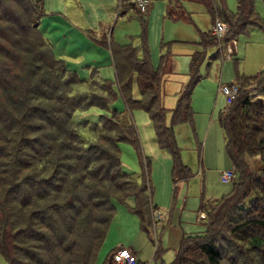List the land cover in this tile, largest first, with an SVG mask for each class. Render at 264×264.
I'll return each mask as SVG.
<instances>
[{
    "label": "trees",
    "instance_id": "trees-1",
    "mask_svg": "<svg viewBox=\"0 0 264 264\" xmlns=\"http://www.w3.org/2000/svg\"><path fill=\"white\" fill-rule=\"evenodd\" d=\"M200 1L212 13V23L220 17L227 24L222 35L224 40L229 41L249 26H263L255 11L254 0H236L233 11L227 9L225 0H219L220 8L214 0ZM40 11L41 0H0V184H8L5 197H0V253L8 264H89L93 259L91 249L99 244L103 234V230L98 232L97 228L105 226L106 217L111 212V195H133L143 216V207L149 205L144 184L137 185L129 173L122 170L118 154V142H131L137 147L139 141L133 121L120 118L116 111L100 112L95 119L88 116L74 118L73 113L83 100L88 108L100 110L108 107L109 100L103 103L105 96L98 93L99 85L96 91L84 92L88 87L79 88L72 84L73 79L64 78L63 63L54 57L39 31ZM143 27L141 57L137 55L132 40L125 43L109 41L114 74L128 110L142 108L152 120L157 143L171 155L174 182L180 175L190 176V168L180 158L173 125L182 119L192 120L190 96L199 77L198 62L192 55L191 75L178 91L176 103L169 109L171 125H166L167 109L162 104L164 73L161 71L168 59L161 54L157 67L150 64L145 25ZM210 33V29L200 32V43L204 47L215 44ZM125 53L133 60L137 97L131 92L133 76L123 83L119 80L123 65L115 58L121 59ZM232 81L238 84V92L220 111L218 123L224 133L226 154L237 168L239 178L232 182L228 193L200 204L199 212H205L201 217L204 230L182 236L174 259L166 264L191 261L193 264H264V67L249 75L237 72ZM77 88L84 92V98H81L83 93L72 91ZM253 92L255 98L251 97ZM62 101L75 109L65 111ZM103 122L110 126L104 127ZM82 125L85 130L94 132L93 140L82 136L79 129ZM115 126H122V132L112 136L110 133ZM44 135L50 139L63 137V141L82 158L81 167L71 168L52 161L47 155ZM7 154L19 162H12ZM256 156L261 163L258 174L248 168L249 158ZM77 171L84 172V192L74 187L69 203L78 207L84 194V209L89 214L85 212L83 216L76 209L72 212L78 215L77 220L65 217L60 223H54L62 233L60 241L66 242L67 239L69 243L55 250L56 245L49 242L55 254L47 257L45 250L51 247L42 242L43 226L48 225V219L58 210L55 207L57 202L60 207L64 206L63 201H58L59 192L64 191L68 174L76 175ZM95 179L99 188L93 191ZM63 182L62 189H59ZM150 205L151 210L156 209L151 201ZM87 223L90 227H85ZM74 230L81 231L72 235ZM114 250L103 264L112 263ZM158 255L159 248L155 247L153 257Z\"/></svg>",
    "mask_w": 264,
    "mask_h": 264
},
{
    "label": "rangeland",
    "instance_id": "rangeland-1",
    "mask_svg": "<svg viewBox=\"0 0 264 264\" xmlns=\"http://www.w3.org/2000/svg\"><path fill=\"white\" fill-rule=\"evenodd\" d=\"M125 1L42 0L38 28L54 57L63 63L64 78L73 79L72 84H77L79 88L88 87L84 88V92L96 91L100 86L97 91L105 96L103 103L109 100L108 107L101 110L96 107L88 108L83 100L74 111V118L88 116L95 119L100 112L116 111L120 118L133 121L137 131L139 145L136 147L131 142L120 141L118 154L122 170L129 173L137 185L144 184L149 205L143 207V216L138 211L137 201L133 195L124 194L122 197L111 195L109 199L111 212L106 217L104 228L103 226L97 228L98 232L103 230V234L99 244L91 249L93 259L89 264H103L111 251L121 246L133 250V264H166L174 259L182 236L204 230V220L199 215L200 204L228 193L233 186L232 182L239 178L237 168L226 154L224 133L218 123V115L227 104L218 87L222 83L234 80L237 72L249 75L264 67V0H254V8L263 24L262 27L249 26L250 28L236 34L235 39L231 38L235 42L233 40L229 42L222 36L210 33L215 44H207L205 47L200 43V32L211 30L212 13L200 0H148L147 9L145 8V13H142L145 14L146 22L138 15L144 11L135 9L133 3ZM214 2L220 8L219 0ZM124 4L126 7H133L137 12L127 8L121 13ZM225 4L231 11L236 9V0H225ZM170 9L174 12L179 9L177 13L179 17L168 14ZM219 19L224 22L222 18ZM143 25L150 64L157 67L161 54L168 59L161 71L164 73L162 104L167 109L164 121L166 125H171L169 109L174 107L178 91L191 75L189 72L191 56L193 55L198 62L199 77L193 84L190 96L192 120L187 122L182 119V122L173 125V137L176 139L182 162L190 168V176L186 178L180 175L174 182L171 155L157 143L152 120L142 108L128 110L118 91L114 74V58L110 52L108 38L122 43L132 40L137 48V55L141 57L140 34L143 33ZM115 59L117 63L123 65L120 82L123 83L133 76L131 92L137 97L139 92L134 80L135 72L130 54L125 53L123 58L119 59L116 56ZM72 91L83 93L81 98H84L82 90L77 88ZM251 97L255 98V92L251 93ZM62 103L66 106L64 109L67 112L75 109L65 101ZM14 112L17 113V110ZM103 126L110 125L103 122ZM114 128L115 130L110 133L112 136L122 132V126ZM79 129L83 137L88 140L94 139L95 134L91 129L85 130L84 125ZM10 134L13 135V132ZM43 138L46 139L44 144L48 148L47 155L52 161L56 160L71 168L81 167L82 158L63 141V137L50 139L44 135ZM7 155L12 162H19L18 159L13 160L11 155ZM249 160L248 168L258 174L261 169L259 158L256 156ZM227 168H233L235 175L232 180L221 181L220 171ZM53 173L54 170L51 174ZM78 173L68 174L65 189L59 192L58 198V201L64 202V206L60 207L57 202L55 207L58 210L50 220L47 218L48 225L43 226L42 242L51 247L45 250L47 257L55 254L52 249L53 243L56 245L55 250L69 243L67 239L66 242L60 241L62 233L54 223L56 221L60 223L61 218L65 217L77 220L78 215L72 212L76 209L80 210L83 216L89 214L84 209V199L86 200L84 194L78 207H72L69 203L74 187L77 186L84 192V172ZM93 182L94 191L99 185L96 179ZM4 184H0L2 198L5 197L7 190L5 186H8L7 183ZM63 185L64 182L58 188L62 189ZM150 201L156 209L151 210ZM85 227L90 225L87 223ZM80 231L74 230L71 234L76 235ZM49 242L52 244L49 245ZM155 247L159 248V255L154 258ZM0 264H8L1 253ZM187 264L193 263L191 261Z\"/></svg>",
    "mask_w": 264,
    "mask_h": 264
},
{
    "label": "built area",
    "instance_id": "built-area-1",
    "mask_svg": "<svg viewBox=\"0 0 264 264\" xmlns=\"http://www.w3.org/2000/svg\"><path fill=\"white\" fill-rule=\"evenodd\" d=\"M148 0H136L137 6L144 10L147 5ZM227 30V24L225 21L223 22L218 17L215 18L214 23L211 27V33L217 36H222ZM234 39H230L229 42ZM229 49V43H228ZM231 52V51H230ZM238 84L234 81L222 83L219 85L218 90L224 95L226 103H230L232 99L236 96L238 92ZM235 175V170L233 168H227L220 171V178L221 181H228L232 180ZM205 213L201 212L200 216L203 217ZM111 259L113 264H133L134 262V255L133 250L129 247H118L114 250L111 255Z\"/></svg>",
    "mask_w": 264,
    "mask_h": 264
},
{
    "label": "crops",
    "instance_id": "crops-1",
    "mask_svg": "<svg viewBox=\"0 0 264 264\" xmlns=\"http://www.w3.org/2000/svg\"><path fill=\"white\" fill-rule=\"evenodd\" d=\"M124 1H125V0H124ZM41 2H42V0H41ZM125 2L133 3L135 9H137V10H141V11H144V12H139L138 15H139V18H140V19L142 18V19H144L145 22H146L145 14H142V13H145V11H146V9H147L146 7H145V8H146L145 10L140 9V8L137 6V4H136V0H126ZM120 4H122L121 1H120ZM148 4H149V1L147 2V5H146V6H148ZM124 6H125V4H124ZM125 7H126V6H125ZM125 7H124L123 10H121V13L125 12V10H126L127 8H131L133 11L137 12L136 10L133 9V7H129V6L126 7V8H125ZM178 11H179V9H178ZM178 11H177V12H174L173 10L170 9V10L168 11V14L171 13L170 15H171L172 17H176V16H178V14H177ZM41 13H42V11H40L39 15H40ZM39 15H38V16H39ZM105 30H108V29H105ZM103 31H104V30H103ZM103 31H102V32H103ZM107 34H108V33H107ZM107 34H106V35H107ZM103 38H104V36H103ZM110 40H111V39L108 38V42H109ZM111 41H113V40H111ZM117 42L122 43L121 41H117Z\"/></svg>",
    "mask_w": 264,
    "mask_h": 264
}]
</instances>
